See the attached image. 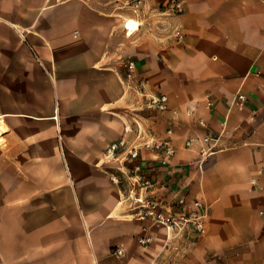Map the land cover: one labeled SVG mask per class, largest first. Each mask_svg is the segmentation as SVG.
Returning <instances> with one entry per match:
<instances>
[{"label": "crops", "instance_id": "1", "mask_svg": "<svg viewBox=\"0 0 264 264\" xmlns=\"http://www.w3.org/2000/svg\"><path fill=\"white\" fill-rule=\"evenodd\" d=\"M126 1L0 0V264H264V0ZM122 138L148 196L208 207L203 232L135 216L105 157ZM163 138L170 158L144 146Z\"/></svg>", "mask_w": 264, "mask_h": 264}, {"label": "built area", "instance_id": "2", "mask_svg": "<svg viewBox=\"0 0 264 264\" xmlns=\"http://www.w3.org/2000/svg\"><path fill=\"white\" fill-rule=\"evenodd\" d=\"M143 0H127L125 5L131 7L134 11L140 10ZM172 13L182 11V4L178 0H171L164 6ZM129 22L127 27L130 31ZM139 24L133 30H136ZM178 36L181 35L180 31L176 32ZM127 73L130 76L135 72L136 62L129 59L126 62ZM239 99H245L243 95ZM145 108L149 111H166L168 110V98L166 95L161 94L147 99ZM168 134H172V130H168ZM213 140V135L207 133L202 138H189L186 141V147H192L196 142H201L205 146L201 150L202 156L212 153L213 146L210 143ZM153 151L163 154V157H172L175 154V149L172 146L171 140L163 138L159 140L147 141L144 145ZM109 163L114 164V172L111 178L114 182L125 184L128 186V193L124 195V199L131 202L135 210V216L140 219L150 218L155 224H160L166 228L169 238L174 234L180 233L187 228H193L198 233L203 232L205 228V220L208 217V207L203 202L195 201L194 205L197 208L195 211L175 210L171 207L167 208L164 201H161L153 196H148L147 193L155 186V182L144 175L143 167L140 161L139 147L137 145H129L128 142L122 138L113 142L107 149L105 156ZM130 163V166L125 164V161ZM179 204L184 203V198L181 196L178 199ZM264 214V212H262ZM139 244L147 246L152 242L150 236H143L138 239ZM114 253L118 256L124 254V250L120 247L114 249Z\"/></svg>", "mask_w": 264, "mask_h": 264}, {"label": "rangeland", "instance_id": "3", "mask_svg": "<svg viewBox=\"0 0 264 264\" xmlns=\"http://www.w3.org/2000/svg\"><path fill=\"white\" fill-rule=\"evenodd\" d=\"M1 131H2V128H1ZM4 204H1L0 206H3ZM43 206V207H51L52 208V204H48V203H40V204H36V203H33L32 204V207H36V206ZM8 207L9 209H12V211L16 214V216L18 217L19 215V211H20V205L19 203H12V204H8ZM75 209L77 215H81V208H80V204L77 202V200H75V204H69L68 205V210H72V209ZM13 224L14 225H17V222H18V219L16 218H13ZM14 246H16V244L14 242H9L6 244V249L8 250H11L13 253L15 252V248ZM8 250L9 253H11L10 251Z\"/></svg>", "mask_w": 264, "mask_h": 264}, {"label": "bare ground", "instance_id": "4", "mask_svg": "<svg viewBox=\"0 0 264 264\" xmlns=\"http://www.w3.org/2000/svg\"><path fill=\"white\" fill-rule=\"evenodd\" d=\"M137 25V23L135 21H130L129 23V27L131 28V30H133L135 28V26ZM1 128H2V123L0 122V142H3L4 139L1 137Z\"/></svg>", "mask_w": 264, "mask_h": 264}]
</instances>
